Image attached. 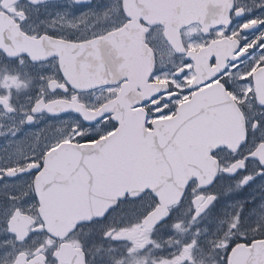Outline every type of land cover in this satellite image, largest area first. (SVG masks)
Returning <instances> with one entry per match:
<instances>
[{
  "label": "snow or ice",
  "instance_id": "6c2138e0",
  "mask_svg": "<svg viewBox=\"0 0 264 264\" xmlns=\"http://www.w3.org/2000/svg\"><path fill=\"white\" fill-rule=\"evenodd\" d=\"M45 2L18 0L15 29H0V115L13 121L0 123V264H111L97 240L121 242L115 264H264V200L217 220L212 191L264 178V30L249 38L264 15L229 30L264 0H108L90 12L108 26L76 38L36 31L29 9ZM62 113L76 114L70 127H29ZM190 124L210 128V143L197 165L169 169L166 153L183 151ZM133 135L156 174L108 169ZM123 205L142 214L121 224Z\"/></svg>",
  "mask_w": 264,
  "mask_h": 264
},
{
  "label": "water",
  "instance_id": "95a60500",
  "mask_svg": "<svg viewBox=\"0 0 264 264\" xmlns=\"http://www.w3.org/2000/svg\"><path fill=\"white\" fill-rule=\"evenodd\" d=\"M17 1L18 0H3V4L4 2L12 4ZM92 1L93 0H91V2ZM0 29H15V22L1 12ZM144 90L145 92H143V96H150L155 92L156 86L145 88ZM143 96L139 98H143ZM190 114L191 110L186 109V113L182 115L184 116V119H187V115ZM161 123L168 124V121H162ZM189 127L191 130L185 136L183 151L180 153H166L167 158L164 160V164L167 168L176 170L181 168L185 162H191L192 166L197 165L199 163V152L210 143V137L212 135L210 128L203 126L192 128L191 124ZM107 167L112 172L128 177L150 176L159 171V168L154 164L152 157L146 152L143 145L134 135L130 136L123 147L113 154ZM76 195L77 193L73 191L69 199L64 201V203L71 202V200L76 198Z\"/></svg>",
  "mask_w": 264,
  "mask_h": 264
},
{
  "label": "rangeland",
  "instance_id": "374dc122",
  "mask_svg": "<svg viewBox=\"0 0 264 264\" xmlns=\"http://www.w3.org/2000/svg\"><path fill=\"white\" fill-rule=\"evenodd\" d=\"M242 3H249V0H241ZM108 3V0H95L94 4L92 5H84V6H76L73 2L68 1V2H62V3H55L43 7L42 9L37 8L36 13L34 14L35 10L34 9H29V14L34 15L33 20L30 21V23H34L37 25L36 31H43V30H48L53 28V31L60 33L61 35L64 36H71V37H79L82 34H88L90 32L95 31L98 28L101 27H107V24H100L96 23L95 17L90 15L91 11H99L102 9L105 4ZM83 14V16H82ZM249 18H257L260 17L261 15H264V10H255L251 13H248ZM84 16H87L88 19L86 20L85 23L80 24L78 28H71L69 25L72 22H76L80 19H82ZM40 21H43L44 23H40ZM55 21V23H53ZM239 24H241V21H239L234 28H238ZM258 34V32H251L249 33V38H253L254 35ZM157 47L162 50L166 51L165 45L158 41L157 42ZM6 67V64H5ZM11 67V66H9ZM21 73H24L25 71L19 70ZM102 90H99L96 92V95H101ZM89 98H88V97ZM85 96V99L88 100L89 102H98L95 100V96L93 95H87ZM2 118V115H0ZM4 119L1 121L2 124L5 125V127L9 126L13 121L11 117L9 116H4ZM55 119L57 124H66L68 127L71 126L73 122H75L76 117L73 116H67V117H58V118H53ZM50 118L45 117L44 120H42L38 124H34L29 126L32 129H39L42 124L47 123ZM51 137H49L50 139ZM3 144V140H0V145ZM12 149H9V152H11ZM240 202V201H238ZM237 202V203H238ZM258 202H256V205ZM234 207L232 209L226 208L223 209L220 208L218 211V215L216 219H223L228 215L234 214L238 205H233ZM252 207H255L253 205ZM249 210H246L244 207V214H247ZM242 214V215H244Z\"/></svg>",
  "mask_w": 264,
  "mask_h": 264
},
{
  "label": "flooded vegetation",
  "instance_id": "af4514ba",
  "mask_svg": "<svg viewBox=\"0 0 264 264\" xmlns=\"http://www.w3.org/2000/svg\"><path fill=\"white\" fill-rule=\"evenodd\" d=\"M53 2H46L42 3L41 5L37 6V8L42 9L45 6L51 5ZM17 3L15 4H5L4 12L9 18H11L14 21V17L17 15H21L16 11ZM0 9L2 7L0 6ZM249 18L248 14L246 16L241 17V18H236L235 16L233 17V24L229 26V30L234 29V26L241 21V23L245 22ZM15 22V21H14ZM252 26V24L245 25V27ZM260 30H264V26H260L258 29L255 30H250L249 33L251 32H259ZM45 31V30H43ZM41 31V32H43ZM46 31L49 32V34H53V28L51 29H46ZM13 63H15L13 61ZM5 64H7L6 58H3L0 56V71H3L5 69ZM19 70L27 71L29 74H34L35 69H26V68H20ZM33 95H35V90L33 92ZM90 95V94H88ZM88 97V96H87ZM89 98V97H88ZM66 116H70L69 114ZM71 116L76 117V115L71 114ZM45 117H48L45 115ZM50 119H53L51 117H48ZM4 119L3 115L2 118L0 117V123ZM250 171V169H249ZM242 174H248L247 171L243 172ZM238 178V177H237ZM236 179V178H233ZM233 179H228L225 178L222 183L216 184L214 187H212V191L219 193V198L215 204V208L213 210V216L216 218L218 215V211L220 208L223 207V209L229 208L232 209L234 206L233 205H238V201L243 202V201H248L247 203L244 204V207L246 210L252 209L253 205H256V202L258 204L261 202V200H264V178L262 177H257L256 180L250 182L247 186H245L242 190L239 191H232L229 192V189H234L235 185L233 182ZM227 193V194H225ZM186 206V205H185ZM249 212V211H248ZM247 212V213H248ZM126 214L123 216V219H121V214ZM133 213H136L137 215L142 214L141 212V206L137 205L135 207L131 205H123L120 207L119 211L115 215V219L120 220V223L122 224L124 221L131 222L133 219ZM187 225V217H184ZM210 221L214 224L215 221H212V218L210 217L209 219H204L201 221V224L198 225L201 228V231H203V228L205 226L210 225ZM195 230V228H193ZM86 231V230H85ZM81 237H83V233L81 234ZM114 244H109L104 241L97 240V245L102 246V251L99 253L100 256L102 257H112V262L111 264H115V260H118L121 258L120 253L121 249L119 244L121 242H113ZM117 244V245H115ZM109 248H116L117 251L114 252H108L107 250Z\"/></svg>",
  "mask_w": 264,
  "mask_h": 264
}]
</instances>
